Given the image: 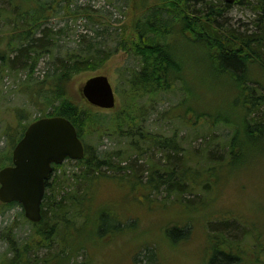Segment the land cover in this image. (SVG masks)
<instances>
[{
    "label": "trees",
    "instance_id": "obj_1",
    "mask_svg": "<svg viewBox=\"0 0 264 264\" xmlns=\"http://www.w3.org/2000/svg\"><path fill=\"white\" fill-rule=\"evenodd\" d=\"M78 1L0 0V77L21 70L27 77L19 92L25 104L12 109L15 125L7 123L2 132L9 142L7 147L0 149V168L12 162V150L17 141L28 124L40 117L65 116L86 144V156L77 162L82 166L79 172L68 174L66 170L61 171L63 166L54 165V172L46 181L42 220L32 223L33 233L26 242H20L12 229L4 235L11 252L0 254V264H51L53 260L57 261L52 264H75L71 255L82 251V247L72 248L66 237L71 229L79 232L85 222L83 218L89 220L83 203L93 197L90 194L92 185L108 176L121 182L120 175H107L104 168L116 173L127 167L131 169V163L125 166L122 162L134 152L144 156L151 149L161 155V159L150 164L146 180L129 179L135 189L146 192L147 196L163 186L168 191L190 194L214 189L221 180V175H216L220 168L226 165L236 170L246 165L255 153H262V149L254 150L251 145L256 140H264V0H236L234 3L253 10V28L248 25L234 28L225 22V15L233 4L224 0H131L130 23L121 25L115 45L100 39L103 33L109 32L110 22L99 15L94 24H100L102 29L88 39L82 35L79 49L63 56L54 54L57 35L64 32L65 27L55 30L48 26L50 17L64 11L62 16L75 20L82 15L92 19L91 5H81ZM177 37L185 45L200 49L204 61L212 59L220 75L231 80L230 93L240 91L241 97L232 104L222 102L214 109L204 108L203 101H208V93L198 88L202 85L194 84L201 72L192 66L193 55L186 50L184 55ZM118 50L136 57L138 65L120 68L122 104L112 113L103 114L85 100L78 101L72 96L78 93L72 88V81L82 71L102 68ZM46 54L54 57L52 66L42 77L36 76L35 70ZM177 87L184 96L172 108L185 105V111L173 114L170 109L164 113V118L178 119L171 134L153 131L147 122L149 110L155 108L160 94ZM230 111L234 117L227 114ZM186 114L214 126L223 124L231 128L227 150L217 155L208 149L206 159L193 164L192 153L183 145L187 136L183 135V127H188L189 123ZM96 133L116 135L126 143L125 149L101 156L90 143V137ZM85 185L88 190L84 192ZM16 204L1 203L0 206ZM221 222H211L210 227L218 231L228 225L225 220ZM98 228L94 225L92 232L96 234L103 229ZM110 228L119 233L126 226L116 220ZM174 232L183 233L173 228L169 236ZM212 234L209 235L212 241L209 264L247 263L238 245L223 233ZM57 239L58 249L52 246ZM42 247L57 251L40 257L38 252ZM146 251L149 259H153L154 253L149 248ZM253 261L261 262L258 255Z\"/></svg>",
    "mask_w": 264,
    "mask_h": 264
},
{
    "label": "rangeland",
    "instance_id": "obj_2",
    "mask_svg": "<svg viewBox=\"0 0 264 264\" xmlns=\"http://www.w3.org/2000/svg\"><path fill=\"white\" fill-rule=\"evenodd\" d=\"M78 2L81 5H91L92 19L82 15L75 20L62 16L64 11L48 19L47 25L55 30L65 27L64 32L57 35L54 54L63 56L67 52L79 49L83 40L82 35L88 39L95 35L98 29H102L100 24H94L96 19H99V15H103L106 17L105 21L110 22L109 32L100 36L103 43L108 45H115L120 35L121 25L130 23L131 0H79ZM254 18L253 10L236 3L225 15V22L227 21L234 28L246 25L253 28L251 21ZM67 23L68 26H66ZM178 39L184 55L186 51L187 54H192L194 57L192 66L196 67L197 72H201L198 73L194 84L202 85L198 88L208 93V101H203L204 108L214 109V106L222 102L227 105L232 104L241 97L240 91L230 93L231 80L220 75L212 59L208 62L204 61L202 58L205 57L202 56L200 49L191 48L180 38ZM53 61L52 55H44L35 70V75L39 77L45 75ZM137 65L136 57L118 50L102 68L85 70L76 74L73 77L72 88L78 93L72 96L78 101L80 99L84 101L80 93L82 84L90 76L98 74H107L116 88V83L121 78L120 67L128 68ZM26 78L24 70L0 77V149L7 147L9 142L2 135L4 127L7 123L15 125L12 109L25 104V98L19 92ZM183 96V92L178 87L174 91L159 95L155 108L148 112L147 122L153 131L172 133L174 123H177L178 119L164 118V113L170 109L173 114L177 113V110L183 113L185 105L178 107L177 110L172 108L173 104L175 105ZM117 102L118 105L122 104L119 96H117ZM98 111L103 114L112 112V110L100 108ZM168 114L169 112L166 115ZM227 114L234 117L232 111ZM185 117L189 123L188 127H183V135H187L183 139V145L192 153L193 164L197 160L204 161L208 149L217 155L227 150L232 136L231 128L223 124L214 126L212 123L196 119L192 114H186ZM90 143L97 148L101 156L109 151L126 147V143L116 135L96 133L90 137ZM251 146L254 150L262 149V153H255L246 165L236 170L226 165L220 168L216 175H221V180L214 189L199 191V194L176 193L166 190L163 186L160 191H153L147 196L146 192L135 189L130 184L131 181L138 177L146 180L150 164L161 159V155L158 151L151 149L144 156H138L137 153L130 151L132 155L123 160L122 165L127 166L131 163V169L127 167L120 173H116L112 169L104 168L107 175H120L121 182L117 178L108 176L92 185L90 194L93 197L83 203L84 210L86 213L89 212L90 218L88 221L83 218L85 222L83 225L80 223L79 232L71 229L66 237L72 248L82 247V251L71 255V260L75 264H209L212 255V248H209L212 241L209 235L223 233L228 240L239 246L241 255L245 260H249L246 264H264V140H256ZM115 159L119 161L118 158ZM81 169L82 166L76 161L67 160L61 171L66 170L68 174H73ZM124 180L128 181L124 182ZM87 185L84 192L88 190ZM103 215L104 218H101ZM219 219H224L228 225L217 231L210 227V223ZM116 220L126 226L119 233L110 228ZM94 225L95 229L98 227L103 229L94 234L95 232H92L95 230ZM32 227L31 221L26 218L20 204L11 207L0 206L1 256L11 252L10 244L4 238L10 229L20 242H26L32 236ZM173 228H178L183 233L174 232L171 237L169 232ZM100 233L103 234L100 235ZM181 235L186 236L180 238ZM58 240L52 243L53 248H59ZM146 247L151 253L155 251L151 260L144 250L138 253ZM53 248L51 250L50 247H42L38 253L40 257H44L50 255L51 251H57ZM256 255L261 262L253 261ZM55 261L57 260L51 261V264Z\"/></svg>",
    "mask_w": 264,
    "mask_h": 264
},
{
    "label": "water",
    "instance_id": "obj_3",
    "mask_svg": "<svg viewBox=\"0 0 264 264\" xmlns=\"http://www.w3.org/2000/svg\"><path fill=\"white\" fill-rule=\"evenodd\" d=\"M234 3L235 0H225ZM89 103L113 108L116 96L107 75H95L81 86ZM85 145L72 121L64 116L40 118L30 123L13 149V164L0 169V201H17L25 215L34 222L42 219L45 182L53 170V163L66 159H82Z\"/></svg>",
    "mask_w": 264,
    "mask_h": 264
}]
</instances>
